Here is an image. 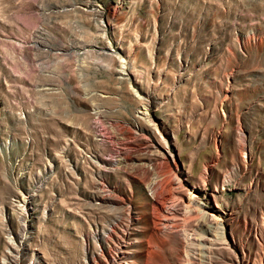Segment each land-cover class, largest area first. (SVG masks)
Instances as JSON below:
<instances>
[{
  "label": "rangeland",
  "instance_id": "374dc122",
  "mask_svg": "<svg viewBox=\"0 0 264 264\" xmlns=\"http://www.w3.org/2000/svg\"><path fill=\"white\" fill-rule=\"evenodd\" d=\"M0 264H264V0H0Z\"/></svg>",
  "mask_w": 264,
  "mask_h": 264
},
{
  "label": "bare ground",
  "instance_id": "6f19581e",
  "mask_svg": "<svg viewBox=\"0 0 264 264\" xmlns=\"http://www.w3.org/2000/svg\"><path fill=\"white\" fill-rule=\"evenodd\" d=\"M154 191H155V190H154ZM171 192H172V191H171ZM171 192H169V195H170V196H172L171 194L173 193V192H172V193H171ZM155 193H156V192H155ZM157 193H158V191H157ZM157 193H156V194H157ZM173 194H174V193H173ZM174 198H175V197H174ZM164 218H165V217H164Z\"/></svg>",
  "mask_w": 264,
  "mask_h": 264
}]
</instances>
